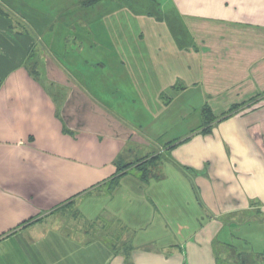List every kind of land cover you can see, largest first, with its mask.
Here are the masks:
<instances>
[{"label": "crops", "instance_id": "crops-1", "mask_svg": "<svg viewBox=\"0 0 264 264\" xmlns=\"http://www.w3.org/2000/svg\"><path fill=\"white\" fill-rule=\"evenodd\" d=\"M83 2L0 17V264L264 260V0Z\"/></svg>", "mask_w": 264, "mask_h": 264}, {"label": "rangeland", "instance_id": "rangeland-1", "mask_svg": "<svg viewBox=\"0 0 264 264\" xmlns=\"http://www.w3.org/2000/svg\"><path fill=\"white\" fill-rule=\"evenodd\" d=\"M108 1L111 2L112 5H119V3L122 2L123 0H108ZM2 2L8 9L11 10L10 11L11 12V20L16 21V23H22L20 21V19H24V18H26V15H30V8H31L30 4L32 6L38 8V9H41V11H46L47 13H48V11L52 12L51 10L55 9L56 12L54 14L51 13V15L48 13L49 17H47V18H49L50 22H54V21H57V19L59 17L58 10L61 8L63 0H2ZM28 4H29V7L27 6ZM35 12H39V11L36 10ZM89 12H90L89 15H91L92 19H96L98 17V14L96 15L93 11H89ZM42 13H45V12H42ZM80 19H82V17H79L77 21H79ZM60 20H61V25H59L58 24L59 22H58L55 30H53L54 28H50L48 31L49 32H57L58 36H60V34H62V35L66 34L67 37H69V38L72 37V40H73V38H75V36H78L81 33L80 32L81 27L74 25L72 22H71L72 27H66L65 24L62 25V23H63L62 21L64 20V18L62 17ZM22 25H23V23H22ZM15 29L23 31V27H20V25L15 26ZM30 31L34 32L33 35H37V34H35L36 33L35 30H30ZM49 35H50V33H49ZM191 115H192V117L187 119L186 123L176 122L175 127L173 129L170 128V132H173V135H174L171 137H182L183 135L187 134V130H186L187 127L186 126H188V124H193V122H195L193 120L195 119L197 112L195 110H193ZM159 151H160V148H158L156 150V152H159ZM136 160L137 159L135 158L133 161H136ZM154 170L156 171V173L159 172L158 169H154ZM186 221H187L186 223H189L188 222L189 220H186ZM111 237H112L113 242L116 241L117 237L116 238L114 236H111ZM179 237L181 238V236L179 235V236H177V239H179ZM222 243H223V241H221V239H219V241H217V244L215 245L217 248L216 249L217 253L219 252V255H220V259H219L220 264H230V263L231 264H242V261H241L240 257L238 256V251H235V249L233 251L232 250L225 251V249L221 248ZM235 243L237 244V242H235ZM232 248H235V246L233 245V247H231V249ZM230 252H233V255ZM227 253H228V258L226 256ZM227 259H229V262ZM256 261H257L256 264H264V260H262L261 258L256 259Z\"/></svg>", "mask_w": 264, "mask_h": 264}, {"label": "trees", "instance_id": "trees-1", "mask_svg": "<svg viewBox=\"0 0 264 264\" xmlns=\"http://www.w3.org/2000/svg\"><path fill=\"white\" fill-rule=\"evenodd\" d=\"M102 0H84L83 5L85 7H91L96 5L97 3H99ZM0 17H4V18H11V12L10 9H8L2 1H0ZM18 32H21V30H18ZM237 109V108H235ZM233 113V109L230 110V112H227L224 115H229ZM203 116H204V120H203V133H208L211 130V126L213 125V122L216 120V117L214 116L212 110L210 107H204L203 108ZM186 141V140H184ZM182 141H178V142H172L169 143L166 147H170L169 149L176 147L178 144L182 143ZM165 155H163L162 153H154L152 155L149 156H145L139 160H136L132 163H124L122 161V159L117 162V175L115 177H113L112 182L113 184H115V186H118L120 183L121 178L128 173V170L133 167L136 166L139 173H140V178L143 181H149L150 179L154 178V177H158V174L156 173V171L154 169H158L159 171V166L160 164H162L163 159H164Z\"/></svg>", "mask_w": 264, "mask_h": 264}]
</instances>
